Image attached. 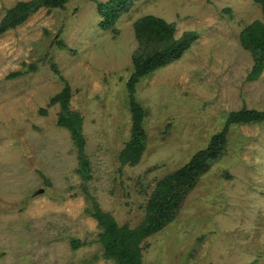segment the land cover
Masks as SVG:
<instances>
[{
    "label": "rangeland",
    "instance_id": "rangeland-1",
    "mask_svg": "<svg viewBox=\"0 0 264 264\" xmlns=\"http://www.w3.org/2000/svg\"><path fill=\"white\" fill-rule=\"evenodd\" d=\"M34 2L0 0V25ZM263 28L264 0H65L1 33L0 264H120L95 214L135 230L184 171L142 263L264 264V121L231 122L264 113Z\"/></svg>",
    "mask_w": 264,
    "mask_h": 264
},
{
    "label": "trees",
    "instance_id": "trees-1",
    "mask_svg": "<svg viewBox=\"0 0 264 264\" xmlns=\"http://www.w3.org/2000/svg\"><path fill=\"white\" fill-rule=\"evenodd\" d=\"M65 0H37V2L31 4H24L23 8L25 11L16 15L15 18L11 19L7 23L0 25V34L6 31L7 29L19 25L24 21L25 17L38 6L44 5L48 7H61ZM27 8V9H26ZM149 22L157 28L169 34H173V28L169 29V25L162 21L161 19L151 17ZM149 24V25H151ZM258 26L251 27L249 31L256 30ZM157 30V29H156ZM263 33L258 36V32L250 34V45L261 51L264 48V28L262 29ZM161 32V33H162ZM259 66V63L258 65ZM260 67V66H259ZM264 66L260 67L261 70ZM34 69V68H33ZM53 103H59L61 107L60 112V123L59 125L69 129L72 133L74 140L79 146V153L81 158V165L79 172L87 177V162L84 153V147L86 145L85 140L82 137V122L83 119L81 115L69 109L68 103L69 98H63L59 96ZM232 123H245L254 119L255 121H264V113H255L254 111L242 110L238 113H235L231 116ZM200 155H197V157ZM184 172L178 174L174 177L169 178V180L162 181L158 184L157 188L154 190L152 199L148 204V213L147 219L143 225L135 230H130L126 226H119L114 219L107 215L106 213L97 212L95 217L98 218L99 222L105 226V234L103 242L107 252L114 258L120 261V264H143L140 256V246L139 243L144 236H148L152 233L162 230L168 223L172 222L175 219V208L178 206V202L182 199V195L178 196V190L182 186H176V182L184 176ZM179 197L178 199H176Z\"/></svg>",
    "mask_w": 264,
    "mask_h": 264
},
{
    "label": "water",
    "instance_id": "water-1",
    "mask_svg": "<svg viewBox=\"0 0 264 264\" xmlns=\"http://www.w3.org/2000/svg\"><path fill=\"white\" fill-rule=\"evenodd\" d=\"M43 191V190H42Z\"/></svg>",
    "mask_w": 264,
    "mask_h": 264
}]
</instances>
